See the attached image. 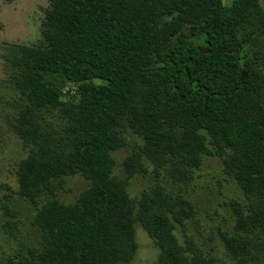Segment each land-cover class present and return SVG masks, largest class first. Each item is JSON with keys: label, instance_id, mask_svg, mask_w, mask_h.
Instances as JSON below:
<instances>
[{"label": "trees", "instance_id": "1", "mask_svg": "<svg viewBox=\"0 0 264 264\" xmlns=\"http://www.w3.org/2000/svg\"><path fill=\"white\" fill-rule=\"evenodd\" d=\"M41 38L11 44L5 58L23 102L16 132L28 153L20 193L44 196L34 223L42 247L5 264H124L139 223L158 247L153 264H214L193 237L174 233L191 216L184 198L159 184L133 197L130 173L153 165L187 177L205 156L222 157L247 199L237 226L264 217V74L248 56L264 32L257 0H48ZM67 83L75 95L63 98ZM56 108L60 129L46 121ZM126 121L141 143L114 175L112 152ZM145 161V162H144ZM87 185L72 203L58 199L68 176ZM236 259L245 248L223 237Z\"/></svg>", "mask_w": 264, "mask_h": 264}, {"label": "rangeland", "instance_id": "2", "mask_svg": "<svg viewBox=\"0 0 264 264\" xmlns=\"http://www.w3.org/2000/svg\"><path fill=\"white\" fill-rule=\"evenodd\" d=\"M232 0H223L230 4ZM264 13V0H257ZM48 0H0V264L8 257L42 247L41 230L34 223L44 196L29 199L20 193L17 179L18 165L28 153L15 130V117L23 102L14 77L20 66L5 58V47L11 44L30 45L41 38ZM251 63L264 74V32L254 49L249 52ZM76 85L67 83L63 89L66 100L75 95ZM46 121L60 129L64 117L56 108L46 112ZM122 145L112 155L115 158L114 175L128 176L125 160L135 153L141 143L139 136L126 121L118 128ZM145 162V161H144ZM146 171H133L129 176L128 191L133 197L159 184L162 192L173 199L184 198L192 206L191 216L176 223L174 233L179 239L193 237L195 243L214 259V264H264V217L260 223L238 227V213H247V199L234 177L222 169V157L205 156L201 164L187 177L173 176L159 168L156 177L153 165L145 164ZM78 175L68 176L58 199L72 203L86 187ZM232 235L243 241L245 248L236 259L225 247L223 237ZM136 244L133 258L124 264H153L158 247L139 223L133 228Z\"/></svg>", "mask_w": 264, "mask_h": 264}]
</instances>
